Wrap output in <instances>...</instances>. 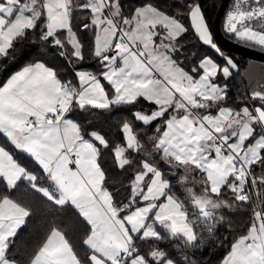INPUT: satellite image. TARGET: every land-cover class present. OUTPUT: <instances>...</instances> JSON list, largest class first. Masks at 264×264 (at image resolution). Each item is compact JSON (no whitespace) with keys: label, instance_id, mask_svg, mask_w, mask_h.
<instances>
[{"label":"snow or ice","instance_id":"obj_1","mask_svg":"<svg viewBox=\"0 0 264 264\" xmlns=\"http://www.w3.org/2000/svg\"><path fill=\"white\" fill-rule=\"evenodd\" d=\"M182 7L169 11L158 0H0V57L35 37L68 64L87 53L101 65L75 71L73 83L36 61L0 85V135L7 141L0 144V264H197L193 250L204 234L226 221L230 227L225 213L240 205L251 208L249 219L220 264H264V83L246 93L248 102L227 105L228 86L217 78L230 77L237 64L215 42L202 0ZM223 27L264 49V0H230ZM189 28L223 65L204 56L182 66L180 41ZM81 31L92 32L90 48ZM141 99L153 108L133 112V121L152 134L123 120V143L111 146L113 168L129 172L128 195L120 199L104 160L110 140L73 113ZM161 164L180 174L170 176ZM22 185L52 215L71 210L79 244L61 221L47 227L26 260L14 252L33 215L13 195Z\"/></svg>","mask_w":264,"mask_h":264},{"label":"trees","instance_id":"obj_2","mask_svg":"<svg viewBox=\"0 0 264 264\" xmlns=\"http://www.w3.org/2000/svg\"><path fill=\"white\" fill-rule=\"evenodd\" d=\"M222 1L223 0H202L212 32H214V20ZM129 2L136 3L137 0H129ZM158 2L165 4L169 11L183 12L184 9L182 5L189 2V0H158ZM228 7H230V1L222 16L220 24L224 35L245 46L264 52V49H261L259 46L253 47L246 45L224 30V17ZM183 23L186 26L189 25V20L186 16L183 17ZM80 35L86 46L90 48L92 44V32L81 31ZM214 40L217 41L215 36ZM180 43L183 47L179 53V59L186 70L195 66L204 56L213 57L221 65L225 63L224 59L213 49L195 38V34L191 28H189V32L184 35ZM216 43L219 45L218 41ZM219 47L224 53V56L231 57L234 60L237 64V68L232 70V75L230 77H218L217 82L220 84H227L228 86V97L225 103L230 106H240L241 104L248 102L246 93L251 90L249 83L243 75V70L248 61V57L225 47L223 48L222 45H219ZM58 52L59 49L47 46L35 37H29L26 40L20 41L16 45L15 51L10 54V57L2 58L0 61V85L5 82L8 76L19 68L38 59L44 61L49 66L57 67L64 79L72 80L73 82L75 80L74 68H86L93 71H99L101 68L100 63L87 53L85 61L78 64H68L65 58L58 55ZM152 108L153 105L150 102L141 99L139 103L135 105H120L109 110L88 108L86 110H76L73 113L74 118L89 131L100 132L110 140V148L103 150L104 160L106 166L111 170V179L109 183L115 185L111 190L118 192L120 199H123L128 195V183L125 177L129 175V172H124L118 175L119 170L113 168L111 155L112 143H123L119 130V126L123 120L133 121V112L137 110L149 111ZM133 123L136 130L142 134H152V129L148 126H144L141 122L133 121ZM6 143L7 141L2 135H0V144ZM14 154L26 166L39 171L38 167L33 161L27 158L26 154L19 152H15ZM133 155L135 156V154ZM161 167L169 172L170 176L180 174L175 169H167L163 164H161ZM173 184L176 185L175 180H173ZM174 191L176 192V195L181 196L182 199L184 198L185 193L182 187L176 185ZM13 195L18 199H22L25 204H29L33 208V215L28 218L27 224L20 229L19 235L16 239L14 252H17L21 259H27L28 254L39 242L44 232L47 230V227L54 222L63 221L66 225H70L72 235L77 244H79L82 233L78 229L76 225V217L71 213L70 209L67 211L60 210L56 215H52L51 209L45 205L40 196L28 190L23 185L20 190L13 193ZM250 213L251 208L248 205H240L239 207L225 213L228 216V220L231 221V226L229 227L226 221L225 225L218 226V230L213 234L208 235L205 233L204 243L198 250H193L195 254L192 259L197 261V264H220L229 250L230 243L238 234H240L244 225L248 221ZM162 243L167 244V241Z\"/></svg>","mask_w":264,"mask_h":264},{"label":"water","instance_id":"obj_3","mask_svg":"<svg viewBox=\"0 0 264 264\" xmlns=\"http://www.w3.org/2000/svg\"><path fill=\"white\" fill-rule=\"evenodd\" d=\"M230 0H223L214 20V35L223 47L235 51L247 57L264 61V52L245 46L235 40L226 37L221 29V19Z\"/></svg>","mask_w":264,"mask_h":264},{"label":"rangeland","instance_id":"obj_4","mask_svg":"<svg viewBox=\"0 0 264 264\" xmlns=\"http://www.w3.org/2000/svg\"><path fill=\"white\" fill-rule=\"evenodd\" d=\"M243 75L249 83L251 90L259 84L264 83V61L248 57V61L243 70Z\"/></svg>","mask_w":264,"mask_h":264},{"label":"crops","instance_id":"obj_5","mask_svg":"<svg viewBox=\"0 0 264 264\" xmlns=\"http://www.w3.org/2000/svg\"><path fill=\"white\" fill-rule=\"evenodd\" d=\"M209 57H211V56H209ZM211 58L214 59L213 57H211ZM1 59H2V57H0V61H1ZM214 60H215V59H214ZM36 61L44 62V61L38 59V60H35V61H32V62H29V63H27V64H30V63H33V62H36ZM215 61H216V60H215ZM216 62H217V61H216ZM44 63H45V62H44ZM217 63H219V62H217ZM27 64H26V65H27ZM45 64H46V63H45ZM24 66H25V65H24ZM24 66H22V67H24ZM22 67H21V68H22ZM21 68H19L17 71H19ZM80 69H82V68H76V69L74 68V71H78V70H80ZM84 69H86V68H84ZM89 70H90V69H89ZM17 71H15V72H17ZM92 71H93V70H92ZM15 72H14V73H15ZM14 73H12V74H14ZM12 74H11V75H12ZM11 75H10V76H11ZM10 76H8L7 79L10 78ZM7 79H6V80H7ZM6 80H5V81H6ZM73 83H76V77H75V80H74ZM1 85H2V84H1ZM222 85H223V84H222ZM106 87H108L107 84H106ZM109 89H110V88H109ZM109 89H108V90H109ZM110 91H111V89H110Z\"/></svg>","mask_w":264,"mask_h":264},{"label":"bare ground","instance_id":"obj_6","mask_svg":"<svg viewBox=\"0 0 264 264\" xmlns=\"http://www.w3.org/2000/svg\"><path fill=\"white\" fill-rule=\"evenodd\" d=\"M214 33V32H213ZM215 36V35H214ZM227 37V36H226ZM233 40V39H232ZM216 41V40H215ZM217 42V41H216ZM242 44V43H241ZM217 45H218V43H217ZM220 45V44H219ZM219 45H218V47H219ZM221 47V46H220ZM249 47V46H248ZM224 48V47H223Z\"/></svg>","mask_w":264,"mask_h":264}]
</instances>
